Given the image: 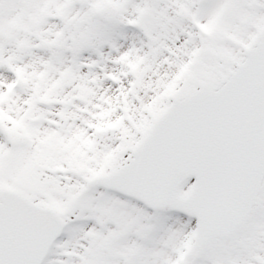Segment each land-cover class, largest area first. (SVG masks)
Instances as JSON below:
<instances>
[{"label": "snow or ice", "instance_id": "6c2138e0", "mask_svg": "<svg viewBox=\"0 0 264 264\" xmlns=\"http://www.w3.org/2000/svg\"><path fill=\"white\" fill-rule=\"evenodd\" d=\"M0 264H264V0H0Z\"/></svg>", "mask_w": 264, "mask_h": 264}]
</instances>
